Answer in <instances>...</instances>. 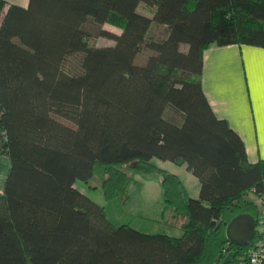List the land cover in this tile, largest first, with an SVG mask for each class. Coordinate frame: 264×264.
I'll use <instances>...</instances> for the list:
<instances>
[{
    "label": "trees",
    "instance_id": "trees-1",
    "mask_svg": "<svg viewBox=\"0 0 264 264\" xmlns=\"http://www.w3.org/2000/svg\"><path fill=\"white\" fill-rule=\"evenodd\" d=\"M7 2L0 0V18ZM111 25L121 34L104 29ZM115 45L97 47L96 39ZM212 44L264 48V0H30L0 26V264H248L259 233L264 161L219 119L202 85ZM150 52L145 62L138 59ZM186 165L201 185L153 160ZM104 167L106 202L131 200L135 174L159 177L184 234L116 226L78 187ZM97 189V188H93ZM255 218L251 244L226 235Z\"/></svg>",
    "mask_w": 264,
    "mask_h": 264
},
{
    "label": "crops",
    "instance_id": "crops-1",
    "mask_svg": "<svg viewBox=\"0 0 264 264\" xmlns=\"http://www.w3.org/2000/svg\"><path fill=\"white\" fill-rule=\"evenodd\" d=\"M5 1L7 6L0 18V26L4 14L11 5L28 8L30 3V0ZM202 85L217 117L226 120L243 139L249 162L256 164L264 161V48L241 44L210 45L204 51ZM154 163L179 177L180 170L175 166L188 170L186 165L172 164L174 165L172 166L169 162L159 161ZM9 169V157L2 156L0 158V195L3 193ZM190 174L193 175L191 172ZM191 175L188 174L187 178L193 186V194L200 196L201 185L197 184ZM183 183L188 195L192 196L186 183L184 181ZM80 190L87 194L85 188Z\"/></svg>",
    "mask_w": 264,
    "mask_h": 264
},
{
    "label": "rangeland",
    "instance_id": "rangeland-1",
    "mask_svg": "<svg viewBox=\"0 0 264 264\" xmlns=\"http://www.w3.org/2000/svg\"><path fill=\"white\" fill-rule=\"evenodd\" d=\"M104 29L116 34L122 33L120 29L111 25H104ZM96 45L97 47L113 46L115 45V41L107 38H98L96 39ZM149 54L150 52H144L141 54L138 62H145ZM0 158H2V155H0ZM158 161L163 162L158 159L154 162ZM169 164L172 165L173 163L169 162ZM175 168L180 170V178L186 183L189 193L192 195L190 197L198 199L199 195L193 194V186L187 178L188 174L191 175L190 172L185 169L183 170L180 167L175 166ZM191 176L197 184H200L194 175ZM134 177L137 183L132 187L131 200L126 205H124L120 200H116L114 202L105 201L102 189L105 174L104 167L101 164H97L95 166L94 176L91 179L89 186H86L81 182H78L77 186L80 189L85 188L88 196L92 200L105 207L108 218L116 226L130 225L143 233L167 234L177 238L182 237L184 232L180 226L185 220L181 218L177 221H173L170 210L166 211L165 214L163 213L166 208V200L163 194L161 178L156 176L148 177L141 173H136ZM247 197L254 200V197L251 194H248Z\"/></svg>",
    "mask_w": 264,
    "mask_h": 264
},
{
    "label": "water",
    "instance_id": "water-1",
    "mask_svg": "<svg viewBox=\"0 0 264 264\" xmlns=\"http://www.w3.org/2000/svg\"><path fill=\"white\" fill-rule=\"evenodd\" d=\"M2 131L0 128V146ZM257 224L255 218L249 214H241L235 217L227 226L226 235L228 240L240 247H247L253 241Z\"/></svg>",
    "mask_w": 264,
    "mask_h": 264
},
{
    "label": "built area",
    "instance_id": "built-area-1",
    "mask_svg": "<svg viewBox=\"0 0 264 264\" xmlns=\"http://www.w3.org/2000/svg\"><path fill=\"white\" fill-rule=\"evenodd\" d=\"M260 210L259 233L252 242L249 252L248 264H264V197L255 191L250 193Z\"/></svg>",
    "mask_w": 264,
    "mask_h": 264
}]
</instances>
